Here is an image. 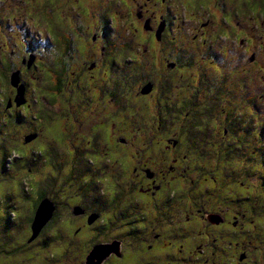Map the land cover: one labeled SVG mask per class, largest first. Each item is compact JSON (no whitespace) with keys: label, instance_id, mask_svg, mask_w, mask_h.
Segmentation results:
<instances>
[{"label":"flooded vegetation","instance_id":"1","mask_svg":"<svg viewBox=\"0 0 264 264\" xmlns=\"http://www.w3.org/2000/svg\"><path fill=\"white\" fill-rule=\"evenodd\" d=\"M1 1L5 4V0ZM93 1L103 3V12L92 26L81 23L98 18L83 0H17L14 9L9 10L22 11L24 20L45 22L48 28L47 22L58 26L54 27L55 34L52 31L53 38L47 35L49 29L45 32L50 46L59 52L55 67L38 69L39 62L32 53L36 48H46L43 38L39 44L37 36L28 38V32L11 44L9 35L2 36L0 106L9 113L12 125L23 121V113L35 112L43 127L29 132V136H34L32 140L26 141L28 135L23 137L27 143L24 147L43 142L49 159L45 162L58 171V189L49 198L41 193V198H48L54 205L53 215L43 228L57 226L67 230L69 242L87 233L83 246L97 241L83 250L81 264L94 246L112 241L116 243L106 249L110 253L102 264H262L261 248V258H252L257 257L258 246H252L247 239L253 220L245 213L254 212L255 206L246 201L252 199L256 184L239 183L235 190H224L215 170L205 168L207 161H203V147L220 145V134L227 140L223 142L225 146L240 149L236 160L244 163L241 166L255 161V155L258 159L264 155L259 149L255 154L251 147L254 144L250 134L255 130L252 122L249 126L250 121H245L243 114L236 116L234 105L229 102L240 84V74L248 79L253 69L257 75L247 90H257L258 76L264 94V36L259 30L263 24L251 23L254 17L239 9L240 3L247 5L250 0H208L205 6L203 0ZM5 18L10 16L2 19ZM2 22L0 33L3 25L10 23ZM117 29L128 33L133 42L116 43L112 30ZM185 31H189L192 42L184 49L175 38ZM14 47H20L24 54L18 63L11 54ZM118 51L122 57L117 56ZM77 52H87L89 59L86 56L77 71L71 72L72 79H65L74 60L72 55ZM260 55L263 60L258 59ZM117 58L123 59L116 63ZM247 59L251 62L245 68L241 63ZM146 63L150 67H145ZM32 69L40 72L39 80L50 82L49 87L35 77H31L33 86L30 85L27 74ZM112 69L116 71L112 73ZM12 74L17 77L14 84ZM54 80L60 83L61 95L52 89ZM72 84L74 92L68 94ZM28 87L29 94L35 88L36 93L41 92L38 98L45 109L34 108L35 101L31 103L27 95ZM59 96V106L63 104L62 97H73L78 106L81 101L84 108L94 103L95 109L68 111L66 99L65 108L61 107L65 112L57 120H45L43 114L50 116L54 112L52 101L56 102ZM251 98L246 100L255 111ZM126 104L133 109L128 114L134 126L124 129L113 123L116 121L111 115L125 110ZM54 121H58L57 134L49 132L55 127ZM18 139L21 137L17 133L11 134L3 138L0 148L17 151ZM257 139L264 144L261 130L257 131ZM54 143L60 144L61 152L57 153ZM121 147L132 156L131 161L119 157ZM147 148L152 150L151 156L137 158ZM112 152L118 159L113 161L114 173L107 176L104 169L112 162ZM250 166L248 163L245 171ZM245 171L242 177L249 181L252 174ZM252 173L264 174V168L255 164ZM54 178L47 177L46 181L55 183ZM226 179L230 183L241 182L232 176ZM240 184L249 189L246 196L233 195ZM120 203V224L127 230L120 236L126 238L110 239L105 232L108 224L118 223L117 216L113 217ZM91 216H95L94 220L88 223ZM125 244L132 249L127 250Z\"/></svg>","mask_w":264,"mask_h":264},{"label":"rangeland","instance_id":"2","mask_svg":"<svg viewBox=\"0 0 264 264\" xmlns=\"http://www.w3.org/2000/svg\"><path fill=\"white\" fill-rule=\"evenodd\" d=\"M88 6H91V10L98 15L95 17V19L91 20H86L84 19L83 24L92 26V24L95 22H98V20L101 18L102 12H103V3L99 1H93V0H83ZM205 2V1H204ZM2 1L0 0V6H3V9L0 11V20L3 21L2 23L8 24L7 27L4 26V31L3 33H0V46L3 44L4 40H2L3 34H7L11 38V44H16L17 43V37L18 36H25L26 33L30 32V35L28 38H31L33 36H37L39 38L44 39L43 44L46 45V48H36V50L32 53L36 56V60L39 62L38 69L42 70L43 66H52L55 67V59L59 55V52H57L55 49H53L50 46L49 40L45 37V32L47 29V35L50 38H53V33L56 28L54 24H51V22H47L48 26L45 24V22H37L34 21L30 18H27L26 20L23 19L22 15L23 12L18 11V10H13L11 13L9 10L14 9V6L17 3V0H5V4H1ZM184 10L180 12L181 17H183ZM13 13V14H12ZM113 13V12H112ZM10 16V19L5 18L6 20L4 21L2 18ZM246 19V18H245ZM76 22V21H75ZM253 23V20L250 21ZM75 24V23H74ZM57 25V24H56ZM55 27V29H54ZM67 25H64V28H66ZM262 29H264V24L262 25ZM112 30L113 36L112 38L116 43H120L122 41L132 43L133 40H131V36L126 33L125 31H122L124 36H122L121 30ZM53 31V33H52ZM116 32V33H115ZM55 34V33H54ZM40 35V37H39ZM175 40H178V43H180L184 49L189 47L192 40L189 37V31H185L182 35H179L175 38ZM40 44V43H39ZM3 53V50L0 49V55ZM11 54L13 55V61L18 63L22 57H24L23 51L20 50V47L18 50L14 47V51H11ZM31 54V55H32ZM121 56V51L117 52V56ZM74 60L70 63L66 74H65V79H72L73 75L71 72H76L78 66L80 65V62L82 60H86V56L88 57L87 52H81L76 55H72ZM116 56V57H117ZM123 58H117V62L121 61ZM259 60H263V56L260 55ZM72 60V59H71ZM5 61V59H3ZM24 61V60H23ZM22 61V62H23ZM251 61L247 59L244 64L245 68L246 65ZM239 64V63H238ZM240 66V64H239ZM145 67H150L148 63L145 64ZM240 68V67H239ZM108 72H110V69H107ZM194 70V69H193ZM116 70H111L112 73H114ZM191 72V68L186 71V75H188ZM40 72L37 70L32 69L28 74H27V79L31 82L30 85L33 86L32 83V78L35 77L37 81H40V84H44L45 86L50 85V82H46V80H39L41 78ZM120 78H123V74L121 71H119ZM13 75V74H12ZM257 72H254V69L252 70L250 76L248 79L245 78V75L240 74V78L238 81L240 82L239 86L236 85L237 88H235L236 92H234V97L229 101L230 103H233L234 108H235V115H242L243 118H246L245 121H250L248 125L250 126L252 122V127L255 128L251 135V140L254 145L251 147H254V151L256 154V150L259 149L264 153V144L263 141H260L257 139V131L261 130L262 134L264 135V94L263 90L260 87V77L257 76L256 82H257V90L253 93H250L247 89L249 87V84L254 82V77H256ZM12 83H15V81L11 80ZM174 84V83H173ZM73 85H70L68 89V94H70L73 91ZM253 89L255 90V86H253ZM34 92L36 93V88L34 89ZM33 90L29 94V87H28V97L29 100L32 103V100L35 101L34 108L38 111H42L45 109L43 105L39 102L38 96H42L41 92L36 93L37 96H34ZM64 93V92H63ZM58 94V93H57ZM63 96V94H62ZM253 97L254 99H252ZM247 98H251L252 101L251 105L254 106L256 104V109L249 107L250 103L247 101ZM1 99V97H0ZM67 98L62 97L63 104L62 106H57L59 103L52 101L54 104L51 109L54 111L52 115H47L43 114V118L47 121H52V120H57L62 113L65 111H61L62 109L65 108L64 106V101ZM62 103V102H60ZM82 101L81 104H79L77 101L71 97L68 98L65 105L68 107V111L72 110H81L82 112H92L93 109H95V104L94 103H89L86 104V108L82 106ZM138 105H142L140 102H138ZM125 110H119L117 113L115 112L112 114V119L115 120L116 122H113L116 126H120L124 129L131 128L134 126L132 122V117H130L129 113H132V107L131 104H126L125 105ZM9 113L5 111V109L2 107V104L0 106V144L4 142L3 138H8L11 137V134L17 133L19 135L16 147L18 148L17 151L13 150L11 154L10 148H0V218H3V212L5 209V206L8 205V209L14 208V213L10 214V217H12V220L10 223H8L7 228L5 229V225L3 220H0V264H81L80 261H84L81 256H83V250H86L90 247V244H93L94 242H97L95 240H91L88 242L87 245L83 246L81 243L84 240L88 239V234L85 233L82 235L80 238H76L75 242H69L68 240V234L67 230H61V228L57 229V226L51 227L47 230L44 231L41 235L38 236V238L32 239L29 243H27L26 247L20 248L17 251H13V243H17L18 241H22V243H25L26 240L30 238V229H29V224L26 222L27 217L30 215L29 209L32 208L33 202L30 200V198L33 196L37 197V195L41 194L43 191H45V196L46 197H51L58 189L59 182L57 178L55 177L58 174V171L55 170L53 167L48 165L45 161H49L48 157L44 154V149H45V144L43 142H40L36 145H29L26 147L25 142H23V137L25 135H28L29 132L33 131H38L40 130V127H43L42 125L38 124V121L36 120V114L35 112L31 111L28 114L23 113L21 118L23 119L22 122L20 123H15L14 125L17 126L16 130L13 129L12 122H9L8 120ZM107 117H109V114H107ZM55 127L54 129L49 130L51 134H57V125L58 121H54ZM19 125V126H18ZM40 126V127H38ZM6 133V134H3ZM255 135V138H254ZM210 136V135H208ZM220 138L222 135H219ZM18 138V137H17ZM220 140V139H219ZM40 141V140H39ZM22 142V143H21ZM58 149H56L57 153L61 152L59 146L60 144L63 146H66L64 142L54 143ZM218 144H213L210 145L209 147H203V156L209 155L208 152L209 148H214V152H212V155H210V158L204 159L203 161H207V166L204 165L205 168L215 170L214 174L219 176L223 189L224 190H235L233 185L225 179L226 177H229L231 174L229 168L232 166H239L237 170L233 171V176L235 179H241L244 178L243 173L245 171V167L247 168V164L250 163L251 166L249 167L248 170L245 172L251 173L252 175H249V182L251 184H256V192L253 194V197L251 199V204L254 199L256 198V203H255V209L254 212L251 210H246L245 213L248 214V217L250 220H253V223L249 225L248 228V235L247 239L252 241V246L255 244L258 246V249L255 251L257 254V257L252 256L254 260H259L261 258L260 252L262 251L264 254V181L260 182L263 180L262 175L263 174H253L252 173V168L255 166V164H258V156L252 154L251 158H254L255 161H246L244 166V163L241 161H228L227 158H224L221 161H217L215 155H216V149H217ZM225 146V145H224ZM29 147V148H28ZM230 147V146H226ZM225 148V147H224ZM122 154L119 156L122 158L123 161H131L132 156L127 154L126 155V149L121 147ZM240 152V149H236L233 159L236 160L238 157V153ZM8 153V154H7ZM152 150L147 148L145 149L142 154H140L138 157L143 158L144 155L146 156H151ZM110 162L107 166V168L104 169V172L107 176H111V174L114 173V162L116 161L115 159L117 158L116 153H111L110 154ZM152 158V157H150ZM158 158H161V154L159 152ZM57 159V158H56ZM118 159V158H117ZM13 160V161H12ZM89 161H94V159H90ZM120 161V160H119ZM23 162V163H22ZM24 162L26 165H23ZM22 163V165H21ZM229 163V166L227 167V164ZM3 165L5 166V170L2 169ZM19 167V169L13 171L16 167ZM216 166V169H214ZM26 168H30L31 171L29 172ZM4 171V172H3ZM10 176L14 177L15 179H12ZM55 178H54V177ZM47 177H52L55 179V183L53 182H47L46 179ZM233 177V178H234ZM26 178H29V181L26 180ZM262 178V179H260ZM18 179V180H16ZM258 179H260L258 181ZM40 186L41 188H38ZM241 186V184H240ZM250 186V185H249ZM28 199V200H27ZM31 202V204H30ZM119 207L116 209V214L113 217V219H116L117 216V224L116 225H109L107 226L105 234L108 235V237L115 238V237H123L126 238V235L120 236V234L123 232H126L127 230H124V228L121 227L120 222L123 220L118 213H120L121 209V203L118 205ZM247 217V219H248ZM2 223V224H1ZM31 224V223H30ZM204 231V230H203ZM205 232V231H204ZM64 233V238L62 237V234ZM102 235V236H106ZM51 239H50V238ZM87 238V239H86ZM47 239V240H44ZM43 241H47V244L44 245L42 244ZM68 243V244H67ZM113 243V241L111 242ZM225 244V243H224ZM125 248L129 251L132 249L129 244L124 245ZM261 248V251L260 249ZM253 250V247L252 249ZM81 257V258H80ZM84 258V257H83ZM105 260V259H104ZM102 260L100 264L103 263ZM107 263L109 262L108 260L106 261ZM262 264H264V260H262ZM86 264L85 262H82ZM120 262H112L110 261V264H117ZM123 264V263H122ZM125 264V263H124ZM249 264H254L250 262ZM258 264V263H257Z\"/></svg>","mask_w":264,"mask_h":264},{"label":"trees","instance_id":"3","mask_svg":"<svg viewBox=\"0 0 264 264\" xmlns=\"http://www.w3.org/2000/svg\"><path fill=\"white\" fill-rule=\"evenodd\" d=\"M202 1V0H201ZM205 1V3H204V6H205V4H206V2L208 1V0H203V2ZM199 3H201L200 2V0H199ZM204 6H203V8H204ZM239 9L241 10V12H244L246 15H250V16H253L254 17V20H253V22L255 21V24H256V26H258L259 24H264V0H250V3L249 4H247V5H245V4H243V3H240V5H239ZM204 11V10H203ZM259 30H261L262 31V34H263V36H264V29H262V28H260ZM261 31H259V32H255V35L257 36ZM51 86H52V89H53V91L54 92H58L59 90H60V83L58 82V81H56V80H54L53 82H52V84H51ZM58 94L59 95H61V92H58ZM56 102H58L59 104L57 105V106H59L60 105V96H59V98L56 100ZM41 105H42V103H41ZM51 115H52V113H51ZM227 140L225 139H222V137L220 138V140H219V142H221V144L220 145H218L217 146V149H216V155H215V157H216V159H217V161H221V160H223L224 158H227V159H232L233 158V156H234V153H235V151H236V149L235 148H233L232 146H230V147H226V146H224L225 144L224 143H227L226 142ZM224 142V143H223ZM219 144V143H218ZM225 147V148H224ZM11 150V149H10ZM215 150H214V148L212 147V148H209V150H208V152H206V153H209V155H207V156H203V158L204 159H207V158H210V155H212V152H214ZM11 152H12V150H11ZM8 154V153H7ZM237 161V160H236ZM23 163V162H22ZM22 163H21V165H22ZM24 164H26V163H24ZM23 164V165H24ZM257 166H261V167H263L264 168V155L260 158V159H258V164H256ZM229 166V163L227 164V167ZM239 168V166H231L230 168H229V170H230V176L229 177H234L233 176V171L234 170H237ZM2 169H4L5 170V166L3 165V168ZM27 169V168H26ZM4 172V171H3ZM255 174V173H254ZM264 175V174H263ZM229 177H226V178H229ZM225 178V179H226ZM235 178V177H234ZM241 182H233V183H231L232 185H233V187H234V189H235V187L239 184V183H244L245 185H247L248 186V184L249 185H251V183L248 181V179H245V178H241V179H239ZM260 179H258V181H259ZM264 181V179L262 180V181H260V182H263ZM38 187V186H37ZM38 188H40V186L38 187ZM258 188V187H257ZM257 188H256V186L254 187V190H253V192H252V197H253V194L256 192V190H257ZM249 191V189L247 188V187H245V186H243V185H241L240 186V189L238 190V191H235L234 193H233V195H235V196H246L247 195V192ZM43 192H45V191H43ZM43 195H44V193L43 194H39V195H37L38 196V198L37 197H35V196H33L32 195V197L30 198V200H32V202H33V205H32V208H30L29 209V211L28 212H30V215L27 217V219H26V222L29 224V229H30V223H31V221H32V219H33V214H34V210H35V208H36V206H37V204H38V201H39V199L41 198V197H43ZM28 200V199H27ZM247 204H250L251 206H255V203H256V198L252 201V204H251V198L250 199H247ZM30 204H31V202H30ZM14 213V208L12 209V208H10L9 207V209H8V205H6L5 206V209H4V212H3V218H0V220H3V222L2 223H4V224H6L4 227H5V229L7 228V226H9V225H7L8 223H10L11 222V220H12V217H10V214H13ZM1 223V224H2ZM48 228L47 227H45V228H43V229H41V231L39 232V234H38V236L39 235H41L42 233H44V231L45 230H47ZM29 236H31V229H30V234H29ZM38 236H37V238H38ZM36 238V237H35ZM50 238V237H49ZM51 239V238H50ZM29 240V239H28ZM28 240H26V242L25 243H22V241L20 240V241H18L17 243H13V246H14V248H13V251H17V250H19L20 248H22L23 249V247H26L27 246V243H29L28 242ZM44 240H47V239H44ZM42 244H44V245H46L47 244V241H43L42 242Z\"/></svg>","mask_w":264,"mask_h":264},{"label":"water","instance_id":"4","mask_svg":"<svg viewBox=\"0 0 264 264\" xmlns=\"http://www.w3.org/2000/svg\"><path fill=\"white\" fill-rule=\"evenodd\" d=\"M16 75L12 76L13 81L16 82ZM14 84V83H13ZM22 94L23 90H19ZM34 136L26 137V141H30ZM54 212V205L48 198H42L39 200L33 214V219L30 224L31 236L28 240L30 242L32 239L38 236L39 232L43 226L51 219ZM95 216L88 217V223L94 220ZM116 243V242H113ZM113 243L107 245H97L94 246L86 257V264H100V262L106 257L110 252L107 251L109 247H112ZM107 249V250H106Z\"/></svg>","mask_w":264,"mask_h":264},{"label":"clouds","instance_id":"5","mask_svg":"<svg viewBox=\"0 0 264 264\" xmlns=\"http://www.w3.org/2000/svg\"><path fill=\"white\" fill-rule=\"evenodd\" d=\"M46 198V197H45ZM42 199V198H41ZM39 202V201H38Z\"/></svg>","mask_w":264,"mask_h":264}]
</instances>
